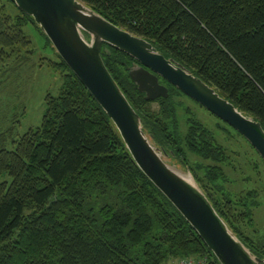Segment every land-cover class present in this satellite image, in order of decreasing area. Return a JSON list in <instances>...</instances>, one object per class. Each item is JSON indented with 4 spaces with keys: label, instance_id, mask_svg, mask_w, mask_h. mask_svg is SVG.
<instances>
[{
    "label": "trees",
    "instance_id": "trees-1",
    "mask_svg": "<svg viewBox=\"0 0 264 264\" xmlns=\"http://www.w3.org/2000/svg\"><path fill=\"white\" fill-rule=\"evenodd\" d=\"M82 1L152 42L264 128V0ZM8 4L18 11L7 12ZM29 24L57 54L59 62L49 65L60 71L63 86L58 95H46L41 125L15 140L14 122L0 130V177H7L0 182V264H169L186 257L220 264L137 165L114 123L34 19L13 0H0L2 61L6 50L34 52L25 31ZM102 55L145 131L169 154L168 162L191 170L229 227L264 259V243L247 234L254 214L249 196L255 192L234 199L219 184L228 178L230 155L221 136L226 129L229 138L245 141L264 167L255 149L221 119L225 127L215 129L190 115L179 98L196 101L169 83L167 98L147 101L129 74L133 58L107 44ZM29 58L23 56L21 65ZM180 108L189 116L186 128L177 120Z\"/></svg>",
    "mask_w": 264,
    "mask_h": 264
},
{
    "label": "water",
    "instance_id": "water-1",
    "mask_svg": "<svg viewBox=\"0 0 264 264\" xmlns=\"http://www.w3.org/2000/svg\"><path fill=\"white\" fill-rule=\"evenodd\" d=\"M13 1L34 19L114 123L137 165L196 230L219 263L264 264L222 218L191 170L168 162L169 154L145 131L143 119L104 62L103 46L137 61L129 66V74L147 101L169 96V88L160 79L166 80L239 132L264 161L262 123L186 66L166 57L152 42L120 28L82 0Z\"/></svg>",
    "mask_w": 264,
    "mask_h": 264
},
{
    "label": "rangeland",
    "instance_id": "rangeland-1",
    "mask_svg": "<svg viewBox=\"0 0 264 264\" xmlns=\"http://www.w3.org/2000/svg\"><path fill=\"white\" fill-rule=\"evenodd\" d=\"M17 11L13 4H8L7 12L14 14ZM25 31L34 43L31 46V49H35L34 52L28 54L25 49L6 50L4 61L0 57V70L5 71L0 73V130H6L14 122L13 134L11 131L14 140L30 128L41 125L46 109V95H58L63 86L60 71L53 64L49 65L50 61L59 62L53 48L46 45L44 36L34 25L29 24ZM23 56L30 57V61L21 65ZM179 101L191 109L190 115L195 113L207 126L219 129L222 124L225 127L215 115L197 102L185 97H180ZM159 108V103L155 102L154 111ZM176 116L180 125L186 128L188 113L180 108ZM216 135L220 137L219 132ZM221 136L226 137L224 144L228 147L230 157L226 162L228 165H225L228 178L219 184L225 186L224 191L234 199L255 192L254 196H249L254 214L252 227L248 228L247 234L256 244L264 243V167L257 165L258 157L245 141L231 136L229 138L227 129ZM6 178L0 177V182ZM178 259L171 260L169 264H177Z\"/></svg>",
    "mask_w": 264,
    "mask_h": 264
},
{
    "label": "built area",
    "instance_id": "built-area-1",
    "mask_svg": "<svg viewBox=\"0 0 264 264\" xmlns=\"http://www.w3.org/2000/svg\"><path fill=\"white\" fill-rule=\"evenodd\" d=\"M177 264H210V260L208 257H186L178 259Z\"/></svg>",
    "mask_w": 264,
    "mask_h": 264
},
{
    "label": "flooded vegetation",
    "instance_id": "flooded-vegetation-1",
    "mask_svg": "<svg viewBox=\"0 0 264 264\" xmlns=\"http://www.w3.org/2000/svg\"><path fill=\"white\" fill-rule=\"evenodd\" d=\"M133 61H134V62H137V61L134 60V59H133ZM133 61H132V62H133ZM160 80H161V83H162V84H164V85H166V86L168 87V85H167L168 82H166V80H164V79H162V78H161Z\"/></svg>",
    "mask_w": 264,
    "mask_h": 264
}]
</instances>
